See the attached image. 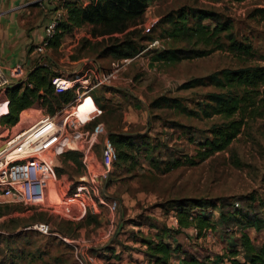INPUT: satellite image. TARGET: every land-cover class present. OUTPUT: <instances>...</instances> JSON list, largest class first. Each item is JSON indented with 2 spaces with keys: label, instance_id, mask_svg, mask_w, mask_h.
<instances>
[{
  "label": "rangeland",
  "instance_id": "374dc122",
  "mask_svg": "<svg viewBox=\"0 0 264 264\" xmlns=\"http://www.w3.org/2000/svg\"><path fill=\"white\" fill-rule=\"evenodd\" d=\"M263 6V0H152L142 14V25L155 27L147 46L154 39L159 40V46H146L125 63L112 55L97 57L95 49L102 44L90 35L88 25L66 32L59 48L47 50L39 60H51L53 70L67 79L87 67L105 72L115 64L119 70L114 80L91 94L95 110L84 126L89 130L98 123L102 126L96 142L82 146L85 172L79 174L72 162H63L59 156L47 191L50 204L0 201V263L105 264L110 259L106 256L115 250H120L117 256L123 251L133 261V254L145 250L140 237H153L164 230L178 235L183 250L203 259L221 254L222 245L238 236L236 219L227 217L228 213L238 209L241 214L263 219L264 118L245 117L240 133L225 149L195 165L186 162L204 150L198 143L209 135L211 126L228 120L221 109L237 98L238 89L228 85L224 69L263 64L264 21L252 16L255 8ZM181 7L215 11L220 21L230 23L231 39L249 45L252 54L211 50L198 44L196 48L203 49L201 56L160 59L150 50L193 46L194 39L167 36L170 24L160 22L162 16ZM202 22L213 26L216 20ZM222 41L231 43L225 37ZM37 58L36 53L32 64ZM51 107L57 109L36 101L21 113L18 126ZM2 129L0 125V143L5 135ZM108 130L135 136L136 147L130 150L133 158L117 160L111 155L113 148L102 147ZM174 158L183 164L165 169ZM99 163H103L102 171L96 169ZM82 175L89 180L90 199H72L69 194ZM99 198L111 204L105 206ZM187 198L216 204L208 209L214 222L211 241H198L185 230L179 233L170 228L174 226L169 214L177 215L173 201ZM39 222L47 223L52 232L45 235L27 229ZM260 229H249L256 244L264 237V226ZM140 259L136 258L137 263Z\"/></svg>",
  "mask_w": 264,
  "mask_h": 264
},
{
  "label": "trees",
  "instance_id": "16d2710c",
  "mask_svg": "<svg viewBox=\"0 0 264 264\" xmlns=\"http://www.w3.org/2000/svg\"><path fill=\"white\" fill-rule=\"evenodd\" d=\"M150 1L152 0H62L61 7L65 14L57 23L56 33L49 40L48 48H59L61 38L66 32L88 25L90 35L99 38L102 44L101 48L95 49L97 57L112 55L115 58H131L143 51L153 38L155 27L146 29L142 25V14ZM252 16L264 21V6L255 8ZM190 17L197 21L191 22ZM205 19H214L216 23L213 26L204 24L202 21ZM220 20L222 19L219 18V14L209 9L181 7L170 11L162 16L160 21L170 24L166 30L167 36L174 40L181 37L194 39L193 46L150 51L160 59L170 57L173 60H181L201 56L203 49L196 48L200 44L203 48L211 50H230L251 55L249 45L236 43L231 39L230 23ZM224 37L229 43L231 42L230 45L223 43ZM261 60L262 65L224 69L223 73L228 85L238 89L237 98H232L229 104L221 109L228 120L211 126L209 135L198 143L204 150H199L194 157L187 158L188 164L195 165L209 157L211 153L225 149L240 133L245 117L264 118V59ZM49 61L45 62L46 64L35 62L31 71L25 74V81L13 82L4 91L3 105L0 109V125L3 126L4 134L20 120L21 113L36 101L41 100L44 106L59 108L72 98L71 92L57 90L54 80L60 78L61 73L53 70V64L51 60ZM95 100L99 103L97 99ZM53 111L51 107L48 113ZM236 113L238 117L234 118ZM134 139V135L108 130L104 149L113 148L112 157L127 162L133 158L130 150L136 147ZM62 158L63 162H72L79 174L85 172V164L80 152L69 150L62 155ZM169 162L172 163L165 167L167 170L183 164L180 159L175 158ZM172 206L176 209L178 220L176 232L192 226L196 230V235L200 237L204 229L213 230L214 222L208 209L216 207L214 202L187 198L173 201ZM237 210L228 213L227 217L236 219L240 234L235 239L230 237L225 251L221 254L198 258L182 250L178 243L171 244L166 241L164 236L168 235L170 230H164L154 237H140V243L145 246L144 256L152 264H171L172 255L178 253L182 254L181 264H264V237L259 244H255L249 230L250 228H254L255 231L261 230L260 227L264 226V218L259 219L248 213L241 214ZM220 215L224 217L225 213L220 211ZM140 224L142 223L138 225Z\"/></svg>",
  "mask_w": 264,
  "mask_h": 264
},
{
  "label": "built area",
  "instance_id": "2783aa9c",
  "mask_svg": "<svg viewBox=\"0 0 264 264\" xmlns=\"http://www.w3.org/2000/svg\"><path fill=\"white\" fill-rule=\"evenodd\" d=\"M62 16L63 13L59 12L50 19L43 30L44 39L34 47V51L39 55L37 62L40 64L42 61L39 59L45 57L48 42L54 37L57 23ZM158 46L159 40L154 39L146 49ZM136 56H139V53ZM130 60L123 58L124 63ZM118 70L119 66L113 64L111 70L105 72L87 67L70 79H61L60 75V78L54 80L57 90L71 92L72 98L53 113H41L19 123V126L17 123L5 133L0 143V201L5 199L10 202L40 205L51 203L47 191L52 181L53 168L57 166L54 160L69 150L81 153L82 146L96 142L102 124H96L92 130L84 126L93 109L95 110L91 94L98 86L114 80ZM12 83L0 64V96ZM101 145L104 148V142ZM103 168V163L96 165L98 171ZM69 197L90 199V183L86 175L77 179ZM235 206H238L237 202ZM171 222L177 227L176 215H171ZM27 229L45 235L52 232L47 223L40 222L27 226ZM212 232L210 228L205 230V234L210 236Z\"/></svg>",
  "mask_w": 264,
  "mask_h": 264
},
{
  "label": "crops",
  "instance_id": "0c3cea01",
  "mask_svg": "<svg viewBox=\"0 0 264 264\" xmlns=\"http://www.w3.org/2000/svg\"><path fill=\"white\" fill-rule=\"evenodd\" d=\"M61 6L62 0H0V64L4 67L11 81L17 82L26 79L25 74L31 71L34 65L32 64V60L36 57L34 47L44 39V27L56 13L61 12L65 14ZM50 49L51 48H47L46 51ZM61 76L67 79L64 75ZM2 99L3 95L0 96V101H2ZM99 200L105 206L111 204L106 203L100 198ZM171 215L172 214H169L170 222ZM170 228L178 229L176 226ZM183 230L189 234H193L198 238V241H200V239L209 241L213 239V234L211 236L205 234L206 229L202 231V236L200 237L196 235V230H194L192 226L184 228L182 231ZM169 234L164 236V239L171 244L177 243L178 235L174 233L171 234V231ZM239 234L238 230V236ZM222 246H224L223 253L227 244L225 243ZM119 252L120 250H115L114 252L110 251V257H108L109 255L106 256V258L110 259L107 260L105 264L109 262L114 264H145V262H148L147 264H152L148 259L143 258L144 251L142 253L133 254V257H131L134 258L133 261H129L127 253L123 251L117 256ZM94 257L99 262H102L98 256ZM181 257L182 254L180 253L173 254L170 260L171 264H181ZM95 258H92V261L96 262ZM136 258H141V261L137 263Z\"/></svg>",
  "mask_w": 264,
  "mask_h": 264
}]
</instances>
